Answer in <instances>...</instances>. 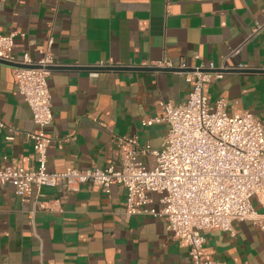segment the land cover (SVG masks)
Masks as SVG:
<instances>
[{
    "label": "crops",
    "instance_id": "crops-1",
    "mask_svg": "<svg viewBox=\"0 0 264 264\" xmlns=\"http://www.w3.org/2000/svg\"><path fill=\"white\" fill-rule=\"evenodd\" d=\"M258 25H264V0H0V32L24 34L16 38V54L38 61L53 38L52 172L120 166L121 137L138 136L141 145L159 149L167 125L143 122L163 115L161 102L185 103L192 86L184 73L202 64L227 69L208 85L209 105L226 99L229 115L248 111L263 120L264 28L251 36ZM163 59L188 68L94 69L143 68ZM239 65L248 69H233ZM0 120L6 125L0 127V167L32 165L33 114L17 91L13 68L4 64ZM141 159L148 169L156 165L151 155ZM149 196L153 202L143 209L159 211L161 196ZM126 200L119 186L109 194L93 185L44 187L27 201L12 185L0 186V264H193L163 218L127 215ZM251 203L264 215L259 197ZM233 226L234 235H205L203 260L264 264V233L249 221Z\"/></svg>",
    "mask_w": 264,
    "mask_h": 264
},
{
    "label": "built area",
    "instance_id": "built-area-1",
    "mask_svg": "<svg viewBox=\"0 0 264 264\" xmlns=\"http://www.w3.org/2000/svg\"><path fill=\"white\" fill-rule=\"evenodd\" d=\"M263 28L258 25L251 36ZM19 35L24 36L17 31L0 32V61L19 66L13 68V75L36 125L31 134L34 157L32 165L12 163L0 167V186L12 185L23 201L33 195L34 189L44 187L64 185L78 191L83 185H93L107 194L113 186L122 187L127 190L125 213L150 212L163 218L173 238L188 249L193 264H208L203 260L207 233L234 235L235 221L252 222L264 233V215L251 203L255 196L264 202V119L248 111L229 115L226 99L209 105L208 85L222 79L227 69L202 64L184 73L186 83L192 86L188 100L161 102L163 115L143 122L144 126L167 125L168 132L159 149L141 145L138 136L121 137L120 166L52 172L48 168V151L56 139L48 128L54 119L49 87L50 67H56L51 51L53 38L36 61L27 52L16 54ZM145 67L188 68L184 63L175 67L168 59ZM233 69L248 67L239 65ZM0 127L6 128L1 120ZM7 140L13 141L14 136ZM147 155L156 160L153 169L142 162ZM150 194L161 196L159 211L143 209L153 202Z\"/></svg>",
    "mask_w": 264,
    "mask_h": 264
},
{
    "label": "water",
    "instance_id": "water-1",
    "mask_svg": "<svg viewBox=\"0 0 264 264\" xmlns=\"http://www.w3.org/2000/svg\"><path fill=\"white\" fill-rule=\"evenodd\" d=\"M0 64H4L7 65L9 67H19L18 65H14L11 63H7V62H3L0 61ZM55 67H50V70H53ZM95 70H99V71H132V70H139V71H152V72H157V71H163V72H167V71H174L176 69H162V68H154V67H143V68H136V67H115V66H105V67H95Z\"/></svg>",
    "mask_w": 264,
    "mask_h": 264
}]
</instances>
